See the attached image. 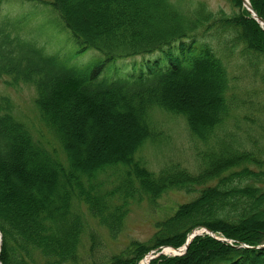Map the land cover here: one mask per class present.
I'll return each mask as SVG.
<instances>
[{"label": "trees", "instance_id": "1", "mask_svg": "<svg viewBox=\"0 0 264 264\" xmlns=\"http://www.w3.org/2000/svg\"><path fill=\"white\" fill-rule=\"evenodd\" d=\"M22 1L49 4L75 54L45 52L22 33L24 17L0 14V78L34 86L63 155L35 142L0 96V264H137L201 227L231 243L202 233L184 254L148 264H264V25L242 0H230L232 15L197 0ZM248 1L264 20V0ZM87 50L94 59L75 65ZM153 108L183 116L201 143L193 171L177 162L152 171L136 157L159 139ZM256 137L261 160L245 149ZM168 191L193 197L146 241L104 250L131 205L154 206Z\"/></svg>", "mask_w": 264, "mask_h": 264}, {"label": "rangeland", "instance_id": "2", "mask_svg": "<svg viewBox=\"0 0 264 264\" xmlns=\"http://www.w3.org/2000/svg\"><path fill=\"white\" fill-rule=\"evenodd\" d=\"M197 1L205 3L207 8L213 12L220 11L225 15H232L233 12L236 11V7L232 5L230 0ZM0 14L9 15L12 18L24 17L25 23L23 25L24 28L22 27V33L35 39L45 52H60V55L64 57L75 54V44L70 33L62 28L59 18L53 12L49 4L35 1L4 0L0 4ZM94 54L95 53L90 50L78 54L75 56L78 58L74 61V64L82 65L83 63H88L94 59ZM7 81V77L0 78V96L8 97L12 107V115L27 127L35 142H38L48 149H56L60 157H62L63 155L60 152L54 134L44 125L35 106L34 86L27 83L12 85L7 83ZM189 88L187 92L191 89L193 90L192 86H189ZM192 94L197 96L198 102L205 100L202 93H199L198 90H193ZM151 116L153 125L160 135L158 137L159 139L154 144L144 143L137 152L136 157L141 159L145 166L152 171H158L163 165L169 162H177L193 171L196 163L194 147L195 145H198V147L201 146V143L191 139L185 118L178 114L172 115V113L160 108H153ZM111 129L114 138H120L121 134L124 135V131H120L117 125L115 127L113 126ZM262 142L263 141L259 137H256L254 141L249 142L250 144L245 145V149L249 150L251 155L256 156V159L261 160V158H263V155L260 154ZM253 164L254 163H251L250 166L256 168ZM111 171L112 170L107 171L105 175L108 180L112 181L114 177H112ZM105 175H100L99 180L104 178ZM192 197V194H187L183 191H168V193L158 199L154 206H149L145 202L131 205L122 229L116 239L110 240L109 238H102L103 245L105 246L104 250L110 253H117L124 249L132 240L146 241L155 229L154 222L156 220L171 212V210L176 208L178 203L190 200ZM193 232H196V235L206 233L217 240L231 243L227 238L219 236L204 227L194 229ZM182 246H162V249H160L162 253H159L160 251L150 250L143 255L137 264L146 256L149 258L151 255L155 257L160 254L165 256H178L172 254L174 253V249L181 248ZM166 248L171 249L172 252L166 253ZM185 251L182 254H184Z\"/></svg>", "mask_w": 264, "mask_h": 264}, {"label": "water", "instance_id": "3", "mask_svg": "<svg viewBox=\"0 0 264 264\" xmlns=\"http://www.w3.org/2000/svg\"><path fill=\"white\" fill-rule=\"evenodd\" d=\"M242 3H243V6H244V7L248 10V12L250 13L251 17L254 18V19L259 23L260 26H263V25H264V20H263L262 18H260V17L255 13V11L252 9V7H251L250 3L248 2V0H242ZM196 234H197L196 232H192L191 234H189V235L187 236L186 241H185V243L183 244V246H182L181 248L174 249V253H173L172 255H180V254H182V253L186 250V248H187L189 242L191 241V239H192ZM239 246H240V247H246L245 245H239ZM159 253H162V251H160ZM159 253H158V254H159ZM153 257H155V256H153V255L149 256L148 261H147L146 264H148L149 260L152 259Z\"/></svg>", "mask_w": 264, "mask_h": 264}, {"label": "bare ground", "instance_id": "4", "mask_svg": "<svg viewBox=\"0 0 264 264\" xmlns=\"http://www.w3.org/2000/svg\"><path fill=\"white\" fill-rule=\"evenodd\" d=\"M165 252H166V253H170V252H172V250L169 249V248H166V249H165ZM147 261H148V256H146L144 259H142V260L139 262V264H146Z\"/></svg>", "mask_w": 264, "mask_h": 264}]
</instances>
